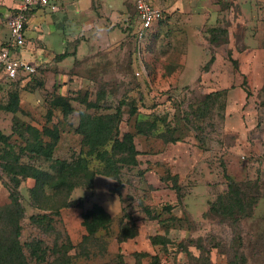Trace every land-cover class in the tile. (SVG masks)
Here are the masks:
<instances>
[{
  "label": "rangeland",
  "instance_id": "374dc122",
  "mask_svg": "<svg viewBox=\"0 0 264 264\" xmlns=\"http://www.w3.org/2000/svg\"><path fill=\"white\" fill-rule=\"evenodd\" d=\"M240 2L248 18L258 11L255 3L260 8L255 24L256 31L252 36L251 34L247 36L248 42L254 48H260L261 39L257 28H260V21L264 19V0H240ZM252 3L254 6L251 5ZM0 12H2L1 5ZM41 17L46 24L52 16L48 12L44 15L38 11L30 17L28 24L31 27L36 26ZM55 20L56 28L50 32V35L40 30V24L35 29L31 28L26 34L28 38L34 39L29 50H36L34 53L35 57L38 56V61L32 60L30 54L24 50L20 54H12L15 58L30 59L39 64L37 75L21 84L5 81L0 85V134L8 137V142L12 145L11 150L13 154L19 155L21 163H30V166L37 171L39 183L42 185V190L35 192L32 190L36 183L33 178H24L19 185L20 203L25 211L20 221V242L26 244L40 240L42 242L40 257L41 255L45 257L46 262L53 261L52 249H59L61 251L58 253H60L64 250L63 246H68L66 254L68 260H64L63 264L108 263L118 253H115L114 239L118 233V222L122 213L120 211L116 214L114 211L118 210V205L119 207L121 205L127 215L138 221L141 233L137 241L133 240L123 246L125 248L121 253L127 264H151L152 258H157L159 264H264L263 84L254 85L250 78H241L235 86H242L244 90H248L249 96L244 104L235 96L229 104L232 108L225 111L223 105L228 106V99L222 96L209 110H204L202 105L204 95L214 88L229 87L230 79L220 83L217 77L198 76L196 67L198 53L196 54L197 48L191 39L189 45L191 55L189 54L187 61L189 66L181 82L184 86L173 87L171 79L156 76L153 70L157 65L154 62H151L152 72H150V63H147V75L142 73L139 76L135 75V67L129 51L133 46L131 42L129 49L123 55L118 50L106 52L93 51L87 45L79 47L84 37L80 24L67 23L61 17ZM244 25L245 22L242 21L236 29L241 30ZM6 31V28L0 26V37L7 34ZM47 36H49V46L46 44ZM210 37L215 43L223 39V37L216 38V35ZM251 37H257L260 41ZM240 47V52L245 48L248 49L247 46L240 45ZM209 50L213 56L214 49L209 48ZM59 53H66L69 56L59 61ZM161 64L167 67L169 63L166 60ZM14 94L17 95V99L12 103L11 95ZM57 96L67 98L70 106L74 108V112L67 118H64L61 108L54 105ZM83 101L96 103L94 104L96 106L87 109L82 104ZM8 104L13 106L16 104V111L12 113L5 110ZM241 104H243L241 114L243 121L240 130L227 131L222 125L220 116L224 117V112L231 113L234 106V113L238 114L240 111L236 109L241 107ZM118 107L122 113L119 124L122 132L134 133V126L138 121L156 122V129L152 131L151 136L134 134V143L136 149L146 152L144 153L146 156L140 158V163L146 166L145 171L161 177L162 183L154 187L149 183L151 176L144 175L140 167L124 165L119 181L122 183L121 199L119 197L117 205L113 208L112 222L108 228L97 234L107 243L106 252L100 249V241L99 244L94 242L89 244L88 250L82 251L78 247L82 236L86 234L82 225V214L93 204L104 205L106 200H113L118 195L115 188L117 182L113 180L114 183H108L97 178L102 175H95L93 180L95 184L93 183L91 190L86 185L85 177L80 178L82 185L71 191L54 190L50 183L56 181L58 173L51 167L50 161L26 149L27 139L31 143L33 139L25 132V125L40 131L43 129L57 131L58 140L52 157L71 162L79 157L80 152H84L81 148V137L74 131L79 118L77 112L87 111L102 115L115 112ZM230 117H233V112ZM14 119L20 125L15 131ZM166 127L169 134L164 133ZM171 137L179 138L178 142L190 145L191 152L195 154L191 156L193 161L191 166H187L186 173L182 174L181 178V191L187 198H185L186 204L183 200L184 205L178 204L174 199L170 200L168 189L164 187L167 185L172 188L176 177L172 175L170 166H166L168 164L155 166L153 162L154 155L160 150H172L169 145L176 142H164V139ZM52 139L50 136H44L45 141ZM4 148V144L0 142V151ZM86 161L93 172L102 167L94 157H88ZM224 171L240 183L257 181L256 185L259 189L251 216L236 223L228 217L221 218L208 214V210L204 212L207 207L206 199L210 201L208 204L210 205L216 201L218 195L226 191L227 181L223 177ZM176 178L179 180L178 177ZM205 187H209L207 196L204 195ZM10 188L8 178L0 173V209L10 204ZM192 188L193 194L188 196ZM103 189H108L107 196L103 191H97ZM255 193L256 191L250 192L253 196ZM66 202H70L72 206L62 207ZM172 204H175V207ZM144 205L150 207L153 212H160L164 221L170 215L181 217V221L165 222V229L160 227L154 254L136 258L131 251L148 248L151 243L150 238L155 236L152 234L157 229L156 223L152 222L157 220H150L142 212ZM166 206L169 209L171 207L170 211L164 210ZM187 207L194 218L186 210ZM30 217H34L36 222L30 220ZM158 225L160 226L159 223ZM67 241L70 244L66 243ZM43 250L46 254L41 253ZM29 251L25 248L27 256ZM88 251L89 256L86 255ZM31 264H39L36 257L31 258Z\"/></svg>",
  "mask_w": 264,
  "mask_h": 264
},
{
  "label": "crops",
  "instance_id": "0c3cea01",
  "mask_svg": "<svg viewBox=\"0 0 264 264\" xmlns=\"http://www.w3.org/2000/svg\"><path fill=\"white\" fill-rule=\"evenodd\" d=\"M54 2L58 7V10L54 12L42 8H34L29 12L25 30L26 45L22 50L17 52L18 54L23 50L27 51V54H30L32 60L34 59L35 62L38 61V56L35 57L36 54L34 53L36 50H29L33 38H28L26 36L27 32L31 28H37L40 24V30H44L47 35H50V32H53L56 28L55 19L61 17L67 23L74 24L77 22L80 24V29L83 31L84 37L79 47L87 45L93 51L104 50L108 52L118 50L123 55L129 49V42H131L133 46L129 51H131L135 71H140V73L147 75V63H150V72H152L153 63L151 62H154L157 65V68L153 70V72H156V76L171 79L172 83H170L173 87H179L185 78V71L189 66L187 61L190 54L189 45L191 39L197 48L196 54L198 53V64L196 66L198 68V76H201V78L204 76L217 77L220 83L225 82V79H230L229 87L222 86L209 91L227 90L226 98L228 99V106L227 104L225 105V111H229V108H232L229 104H231L235 96L239 98L238 100L241 99L243 104L247 99V94L242 86H235L239 82V79L246 77V79L250 78V81L254 85L258 84V86H262L263 84L264 19L260 21V28H257L261 39V43L259 42L260 48H254L248 42L249 38H247L248 35L251 34L252 36L253 32L256 31L255 24H257L258 13L260 12L257 3H255V7H257L258 11L256 10L257 12L252 13L251 17L248 18L244 14L240 0H152L155 6L163 9L164 17L162 20L154 23L150 39L139 57L133 30L136 22L133 0H54ZM15 4L16 0H0L2 7V12H0V26L6 28V18L12 13ZM251 5L254 6L253 3ZM38 11H41L44 15L48 12L52 17L46 24H44L43 17H41L38 20L37 27H31L28 21ZM242 21L245 22L244 27L241 30L236 29ZM213 28L226 30L227 36L220 40V42L218 40L215 43L209 33V30ZM6 32L8 34V30ZM7 34L0 37V42L7 37ZM251 38L253 40L255 38L259 40L257 37ZM40 41L43 42L42 40ZM46 44L47 46L50 45L49 36H47ZM240 45L247 46L248 49L245 48V50H241L242 52H240ZM209 48L214 49L213 56H211ZM211 57H213V62L207 69H204V66L207 65ZM24 60L35 63L30 59L24 58ZM162 60H167L169 63L166 65L167 67L161 64L163 62ZM243 104L236 109V111H240L238 114L237 112L236 114L234 113L235 106L233 105V117H230L232 112L228 114L224 112L222 125L227 131L231 129L234 131L240 130L243 121L241 115L243 112ZM169 146L172 150H160L159 153L154 155L153 162L155 166L168 164L166 166H170L172 175L178 177V181L181 183L182 174L186 173L187 166H191L193 162L191 156L195 154L191 152L190 145L182 142H176ZM137 150L139 152L137 155L138 167L144 172V175L149 174L151 176V179L149 177L151 180H149L150 184L154 187L158 186L162 183L161 177H157L155 173L150 171H145L146 166L140 163V158L146 156L144 154L146 152L144 150ZM164 187L168 189L169 193L167 194L169 195V199L176 201L175 190L167 185H164ZM193 188L188 196H192ZM204 195H209V187H205ZM184 202L186 204L185 199ZM209 202L206 199L207 207L204 212L208 210ZM172 205L175 207V204ZM100 206L111 217L113 216V213H110L103 204H100ZM186 210L192 215L188 207ZM120 211L121 205L120 207L118 205V210L114 211V213L118 214ZM192 217L194 218L193 215ZM152 222H155L157 227L152 235H156L160 233V226L157 221ZM136 224L138 233L134 238L122 244H118L116 239H114L115 253L122 251V249L124 250L125 247L123 246L125 244L127 245L129 242L135 241L137 237H141L138 221H136ZM131 253L152 255L154 254V247L150 243L148 248L142 250L134 249Z\"/></svg>",
  "mask_w": 264,
  "mask_h": 264
},
{
  "label": "trees",
  "instance_id": "16d2710c",
  "mask_svg": "<svg viewBox=\"0 0 264 264\" xmlns=\"http://www.w3.org/2000/svg\"><path fill=\"white\" fill-rule=\"evenodd\" d=\"M211 36L223 37L227 36V31L220 28H214L209 31ZM215 38V37H214ZM213 40V39H212ZM69 55L66 53H61L58 55V60H63ZM213 62V57L209 60L207 65L204 66L205 69ZM235 64V62H234ZM20 84L19 82H13ZM264 88V82H263ZM247 97L249 92L245 89ZM227 90H219L215 92H210L204 95L202 100V105L204 110H209L213 106L219 97H226ZM12 103L14 99H17V95H11ZM82 104L85 107L91 108L96 105V103H89L83 101ZM54 105L61 108L64 118H67L74 112V108L70 106L68 99L63 96H57L54 100ZM225 108V105H223ZM5 110L10 112L16 111V104H8ZM224 110V109H223ZM78 124L74 131L77 135L81 137V148L84 152H80L79 157L71 162L65 160L53 159V149L58 140L57 131L53 132L48 129L38 130L35 127L25 125V132H27L33 139L31 143L27 139V147L31 153L35 155H42L46 161L51 162V167L55 169L58 173V178L54 183H50L54 190L67 189L71 191L76 187L82 185L80 178L85 177L86 185L89 190L92 189L94 183L95 175H102L105 177H110L112 180L117 182L116 192L121 199V170L127 165L132 167H138L139 163L137 160V155L139 154L134 143V134L140 136H151L152 131L156 129L155 121L142 120L138 121L134 128L135 132L131 133L129 131L122 132L119 128L121 122V110L118 107L115 112L106 113L102 115L91 114L87 111H78ZM203 115V112L201 113ZM223 115L220 119L223 120ZM18 121L14 119V131L18 128ZM164 133L169 134V130L165 129ZM24 134V131L23 133ZM24 137L23 135H20ZM44 136H50L53 139L49 141L44 140ZM7 136L0 134V142L5 146L4 149L0 151V173L2 176H6L11 184L9 199L10 204L0 209V264H31V258L36 257L39 264H63L64 260H68L67 251L68 246H63V252L59 249H52L51 254L53 255V261L46 262L45 257L41 255L40 257V240H36L34 243L22 244L20 242L21 236V224L20 221L24 217V208L20 203V197L18 193V188L21 181L24 178L35 179V187L32 189L34 192L36 190L41 191V184L39 183L37 171L30 166V163H21L19 155L13 154L11 150L12 145L8 142ZM180 141L179 138H166L164 142L174 143ZM94 157L95 160L99 162L102 166L101 169L93 172L87 166L86 158ZM223 177L227 181L226 191L218 195L216 201H213L208 208V214L219 216L221 218L228 217L235 223L239 220L249 217L252 214L253 206L257 202V192L258 185L257 181L246 183H240L232 179L229 175L223 172ZM167 181V180H165ZM172 189L176 193V202L178 204H183L185 195L182 194L180 183L175 177L173 180ZM256 191L255 195H251L250 192ZM72 204L66 202L62 207H70ZM173 206V205H172ZM174 207V206H173ZM171 209V207H170ZM169 207H164V210L170 211ZM142 212L150 220H157L160 224L161 229H165V222L171 221H181V217H174L170 215L169 218L164 221L161 219L160 212L152 211L150 207L144 205ZM122 215L118 222V233L116 234V241L118 244H122L129 239L134 238L137 233L136 220L127 215L125 208H121ZM82 225L86 230V234L82 236L78 247L80 250H88L89 244L98 243L100 241V249L106 252L107 243L99 235V231L106 230L110 223L112 222V217L98 204H93L90 209L82 214ZM34 217H30L33 222ZM157 239H159V233L150 238L152 246L154 247ZM66 243L70 244L69 241ZM55 244H57L55 242ZM99 244V243H98ZM97 244V245H98ZM58 245L56 246V248ZM25 248L29 249V256L25 253ZM66 249V251H65ZM42 254H46V251H42ZM89 256V251L88 254ZM85 255V256H86ZM144 257L147 256L145 253H134V257ZM151 264H159L157 258H152ZM98 264H127L124 261L121 251H119L114 258L108 263H98ZM235 264V263H231Z\"/></svg>",
  "mask_w": 264,
  "mask_h": 264
},
{
  "label": "built area",
  "instance_id": "2783aa9c",
  "mask_svg": "<svg viewBox=\"0 0 264 264\" xmlns=\"http://www.w3.org/2000/svg\"><path fill=\"white\" fill-rule=\"evenodd\" d=\"M136 12L134 38L139 57L150 39L154 23L164 17L162 8L153 4L152 0H133ZM34 8L56 11L54 0H17L12 13L6 18L7 37L0 42V85L5 81L24 83L37 75L39 64L18 59L12 54L19 52L26 45V22L29 12ZM139 76L140 71H135Z\"/></svg>",
  "mask_w": 264,
  "mask_h": 264
},
{
  "label": "clouds",
  "instance_id": "9594fccd",
  "mask_svg": "<svg viewBox=\"0 0 264 264\" xmlns=\"http://www.w3.org/2000/svg\"><path fill=\"white\" fill-rule=\"evenodd\" d=\"M97 178L102 179L107 181L108 183H114V181L112 180V178L110 177H105V176H98ZM99 191H103V193L107 196L108 195V189H103V190H97ZM118 199H119V195H116L114 197L113 200H106L104 202V206L106 207V209L110 212L113 213V208L117 205L118 203Z\"/></svg>",
  "mask_w": 264,
  "mask_h": 264
}]
</instances>
